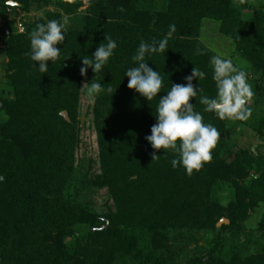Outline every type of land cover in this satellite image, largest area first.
<instances>
[{
	"label": "trees",
	"instance_id": "1",
	"mask_svg": "<svg viewBox=\"0 0 264 264\" xmlns=\"http://www.w3.org/2000/svg\"><path fill=\"white\" fill-rule=\"evenodd\" d=\"M33 4L42 9L50 3L0 0L4 15L8 10L28 12ZM138 4L139 0H90L79 16L75 12L81 4H59V11L23 23V33H17L11 21L5 23L10 35L1 29L14 99L0 103L6 116L0 121V264H117L123 260L167 264L170 249L161 240L169 230L186 234L208 230L216 236L226 231L233 239L225 250L218 236L215 249L188 264H264V250L247 251L251 241L242 225L250 211L261 207L257 225L264 231V164L254 165L246 151L236 152L224 138L225 119L204 111L201 95L213 98L216 88L210 64L213 54L199 40L203 21L217 23L219 34L264 82V9L247 0H168L160 11L141 9ZM64 16L80 24L66 30L65 41L57 45L60 57L49 61L48 71L38 72L26 55L29 34L36 24ZM172 24L176 31L167 36ZM105 36L117 42L114 55L101 72L89 69L81 76V57L91 56ZM166 36L164 52L146 55L149 66L163 77L158 96L172 84L185 83L194 67L204 71L205 79L193 81L203 92L189 102L205 123L221 133L212 159L192 175L171 166L170 150H153L146 141L156 123L158 97L147 101L128 89L125 77L126 70L135 66L132 56L140 41ZM94 79L105 88L93 96L99 169L79 176L76 117L83 84ZM109 86L112 92L106 91ZM154 151L159 157L153 161ZM251 171L258 177L243 185ZM84 181L107 191L103 212L75 199L74 184ZM225 183L231 195L222 205L212 195L216 186ZM221 219L228 224L218 228ZM107 222L108 227L101 229ZM77 235L76 242L66 241Z\"/></svg>",
	"mask_w": 264,
	"mask_h": 264
},
{
	"label": "clouds",
	"instance_id": "2",
	"mask_svg": "<svg viewBox=\"0 0 264 264\" xmlns=\"http://www.w3.org/2000/svg\"><path fill=\"white\" fill-rule=\"evenodd\" d=\"M66 23V19L48 20L46 23L36 24L29 34L30 51L26 55L34 62L32 67L36 71L46 73L49 61L54 62L60 57L62 51L57 45L65 41ZM175 31L176 26L169 25L167 36H171ZM167 36L153 39L151 42L141 40L132 56L135 66L126 70L125 77L128 78V89L135 90L147 101L158 97L154 116L156 123L151 127V134L145 137L146 141L153 150H170L174 154L171 166L174 169L179 166L187 175H192L212 159V150L217 146L221 133L212 124L205 123L202 114L195 111L194 105L189 102L191 98L203 92L200 84L197 90L193 81L205 79L204 71L194 67L191 74L184 78L185 83L172 84L165 95L158 96L161 93L163 77L159 71L149 66L146 55L164 52L168 43ZM117 46L112 37L105 36L104 42L91 56L81 57V76H86L89 69L95 74L101 72L114 55ZM197 54H200L199 49ZM210 64L216 94L213 98L201 95L200 103L205 106L204 111L214 113L221 120L227 118L247 121L252 115L248 104L254 92L252 85L247 81L246 72L234 66L231 59L220 55L213 56ZM85 87L89 96L105 91L101 82L95 79L91 84L85 83L83 88ZM106 91L112 92V88L109 86ZM158 157L154 151L153 161Z\"/></svg>",
	"mask_w": 264,
	"mask_h": 264
},
{
	"label": "rangeland",
	"instance_id": "3",
	"mask_svg": "<svg viewBox=\"0 0 264 264\" xmlns=\"http://www.w3.org/2000/svg\"><path fill=\"white\" fill-rule=\"evenodd\" d=\"M90 0H48L50 3L38 9L35 4L31 5L30 11L22 10H8L6 16L2 14V7L0 6V32L1 29L7 28L6 22L11 21L12 24L30 22L35 17L45 18L47 11L54 12L57 5L66 3L81 4L76 9L75 15H83L89 4ZM168 0H139V8L164 10ZM247 3L256 8L261 7L264 9V0H247ZM40 14V15H37ZM66 19V30L78 27L79 20L69 19L67 16L62 17ZM218 24L205 20L201 25L199 40L206 46L213 54V56L220 55L224 58L231 59L234 66L243 70L247 74V81L252 85L254 96L251 99L248 107L252 109V115L247 121H238L235 119H225L224 138L229 144L235 147V151H246L247 154L253 159V163L264 164V82L258 73H255L250 64L247 63L241 56L234 51L233 45L229 40L224 38L218 32ZM9 29V28H8ZM212 56V57H213ZM8 59L4 53V44L1 39L0 33V103L5 100L14 99L12 88L9 81L10 72L8 71ZM212 68V66H211ZM84 86V84H83ZM93 96H89L87 87L82 89L80 95V102L77 113V123L79 127L80 140L76 147L75 154L77 163H79L80 173L79 176H85L87 171L92 175L94 172L98 173V147L96 131L93 126L92 110L95 106ZM6 120V116L0 112V121ZM92 170V171H91ZM258 174L251 171L246 182L257 178ZM76 195L75 199L79 204H91L98 212H103L104 207L108 202L107 191L98 190L91 186L87 181L83 185L79 182L75 184ZM230 187L228 184L216 186L212 195V200L222 205H226L230 199ZM110 205V202H109ZM261 207H256L249 213V219L242 224L243 234L250 239L247 244V251L249 253H256L264 250V231L258 230V221L262 214ZM106 224V223H105ZM104 224V225H105ZM224 224V223H223ZM222 224L218 227L221 228ZM218 236L224 242V248L227 250L231 247L233 239L226 231H221L217 236L211 231H203L198 233H183L182 231L169 230L164 232L162 242L166 241V246L170 249L165 258L167 264H188L191 260L199 259L206 256L211 250L215 249L218 241ZM77 236L74 238H67V242L74 243L77 241ZM240 238L242 235L239 236ZM243 238V237H242ZM165 240V241H164ZM246 245V246H247ZM117 264H129L125 261H118Z\"/></svg>",
	"mask_w": 264,
	"mask_h": 264
},
{
	"label": "water",
	"instance_id": "4",
	"mask_svg": "<svg viewBox=\"0 0 264 264\" xmlns=\"http://www.w3.org/2000/svg\"><path fill=\"white\" fill-rule=\"evenodd\" d=\"M8 5H11V6H18V4H17V3H14V2H9ZM61 115L63 116V118H64L65 120L68 121V116H67V113H66V112H62ZM223 223L227 225V224H228V221H227L226 219H221V220L218 222L217 227H219V226H220L221 224H223ZM108 225H109V223L107 222V223L104 225V227H102L101 229L108 227Z\"/></svg>",
	"mask_w": 264,
	"mask_h": 264
},
{
	"label": "built area",
	"instance_id": "5",
	"mask_svg": "<svg viewBox=\"0 0 264 264\" xmlns=\"http://www.w3.org/2000/svg\"><path fill=\"white\" fill-rule=\"evenodd\" d=\"M14 27H15L17 33H23L24 32V26L22 25V23H17L16 25H14ZM10 34H11L10 29L5 28L4 29V35L8 36Z\"/></svg>",
	"mask_w": 264,
	"mask_h": 264
}]
</instances>
